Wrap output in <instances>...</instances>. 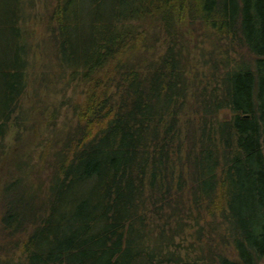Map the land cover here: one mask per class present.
<instances>
[{
	"label": "trees",
	"instance_id": "obj_1",
	"mask_svg": "<svg viewBox=\"0 0 264 264\" xmlns=\"http://www.w3.org/2000/svg\"><path fill=\"white\" fill-rule=\"evenodd\" d=\"M22 3L0 0V158L27 87ZM50 7L83 99L47 182L7 173L1 236L20 248L0 264H264V0Z\"/></svg>",
	"mask_w": 264,
	"mask_h": 264
},
{
	"label": "rangeland",
	"instance_id": "obj_2",
	"mask_svg": "<svg viewBox=\"0 0 264 264\" xmlns=\"http://www.w3.org/2000/svg\"><path fill=\"white\" fill-rule=\"evenodd\" d=\"M22 1L25 14L20 23L28 40V79L5 137L6 151L0 158V208L1 188L7 173L25 177L26 181L32 179L34 185L48 181V176L51 175L48 172L53 168L52 164L49 167L53 159L51 154L60 145L67 131H73L78 120L76 102L83 99V94L74 90L73 84H66L58 66L50 32L51 24H47V11L51 8L52 0ZM177 21L179 28L190 39L191 46H204L202 44L205 42L198 35L196 23L191 24L186 16L178 17ZM196 53L198 49L193 54ZM242 54V50L236 51L233 56ZM219 115L224 117L228 115V111L222 110ZM57 140L59 141L56 142ZM14 155L20 159L21 164H14ZM2 233L0 228V257L4 258L20 247L17 246L16 250L6 247Z\"/></svg>",
	"mask_w": 264,
	"mask_h": 264
}]
</instances>
